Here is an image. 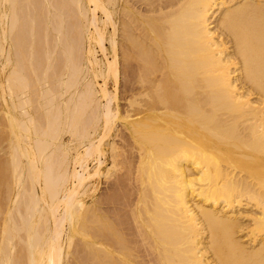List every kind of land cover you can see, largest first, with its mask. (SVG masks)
I'll return each instance as SVG.
<instances>
[{
  "label": "bare ground",
  "instance_id": "bare-ground-1",
  "mask_svg": "<svg viewBox=\"0 0 264 264\" xmlns=\"http://www.w3.org/2000/svg\"><path fill=\"white\" fill-rule=\"evenodd\" d=\"M0 264H264V0H0Z\"/></svg>",
  "mask_w": 264,
  "mask_h": 264
},
{
  "label": "rangeland",
  "instance_id": "rangeland-1",
  "mask_svg": "<svg viewBox=\"0 0 264 264\" xmlns=\"http://www.w3.org/2000/svg\"><path fill=\"white\" fill-rule=\"evenodd\" d=\"M98 16L100 17V14H99V13L96 14V17H97L98 19H101V18H99ZM92 45L94 46V44H92ZM105 46L108 47L107 44H105ZM94 48H95V51L97 52V53H95V57H96V59H97V60L99 59V61H103L102 54L98 51V48H97L96 46H95ZM108 48H109V47H108ZM109 50H110V49H109ZM107 57H108V59H109V58H110V55L108 54ZM112 80H113V77H112V76H108V78L106 79V83H105V85L107 84V86H106L105 88H106V89L108 88V89H107L108 91H110V90L113 89V85H112V84H113V81H112ZM96 82H97L98 84H101V83H102L101 80H100V78L96 79ZM97 87H98V86H97ZM119 102H120V103H119V107H118V108H119L120 110H122V109H123V105H122L123 101L120 100ZM121 102H122V103H121ZM121 105H122V107H120ZM121 108H122V109H121ZM118 124H119V123L116 122V125H117V126H115V129H117V130L119 129V135L122 134V136H128V135H127V132H125V130H123L122 128H119V125H118ZM117 127H118V128H117ZM115 129L112 131L113 133H116V130H115ZM120 132H121V133H120ZM122 132H123V133H122ZM113 133L111 134V136L113 135ZM125 134H126V135H125ZM88 166H89L88 168L91 169L92 163H88ZM76 169H77V168H76ZM94 180H95V178H92V179H91V182L94 183ZM102 187H104V185H102V184L98 186V189H100L98 193H101V192L104 190V188H102ZM101 188H102V189H101ZM97 195H98V194H97Z\"/></svg>",
  "mask_w": 264,
  "mask_h": 264
}]
</instances>
